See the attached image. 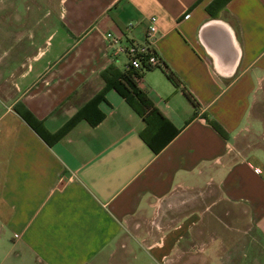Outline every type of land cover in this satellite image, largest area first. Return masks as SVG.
Returning <instances> with one entry per match:
<instances>
[{
    "label": "crops",
    "instance_id": "obj_1",
    "mask_svg": "<svg viewBox=\"0 0 264 264\" xmlns=\"http://www.w3.org/2000/svg\"><path fill=\"white\" fill-rule=\"evenodd\" d=\"M8 1L0 50L18 38L4 54H27L24 32L32 47L28 60H0V264H245L232 223H252L264 242V0H230L218 17L213 0H45L44 15L35 0L25 17ZM153 15L165 66L138 85L178 129L159 153L115 89L99 124L82 120L52 145L15 110L57 132L102 91L106 69L126 70L106 33L142 43ZM180 192L189 215H158Z\"/></svg>",
    "mask_w": 264,
    "mask_h": 264
},
{
    "label": "trees",
    "instance_id": "obj_2",
    "mask_svg": "<svg viewBox=\"0 0 264 264\" xmlns=\"http://www.w3.org/2000/svg\"><path fill=\"white\" fill-rule=\"evenodd\" d=\"M201 1L202 0H198L193 7ZM228 2H230V0H213L208 5L207 10L211 16L218 17ZM167 76L176 87L183 86L182 80L173 70L168 68ZM103 77L106 84L102 91L86 103L77 114L57 132L52 133L49 131L42 121L38 120L21 104L16 106L15 110L49 145H52L66 136L82 120L89 121L93 126L99 124L105 118V113L100 109L99 105L102 101H106V93L110 89H115L143 118L146 123V128L143 132L144 138L150 148L155 153H159L173 139L176 133H178V129H176L155 106L148 95L139 87V73L132 68L120 71L115 67H109L103 72ZM183 92L194 106L197 107L199 105L194 95L185 86H183ZM205 116L218 132L224 137H228V132L218 121L207 115Z\"/></svg>",
    "mask_w": 264,
    "mask_h": 264
},
{
    "label": "rangeland",
    "instance_id": "obj_3",
    "mask_svg": "<svg viewBox=\"0 0 264 264\" xmlns=\"http://www.w3.org/2000/svg\"><path fill=\"white\" fill-rule=\"evenodd\" d=\"M2 1L5 0H0V5ZM34 1L35 0H9L8 4H11L8 8V12L13 11V4L17 5V10L19 13L23 14L24 17L26 14L30 12V6H32V10L35 9L34 6ZM43 5H42V11L39 12L40 15H44L46 11L50 9L48 4L45 2V0H42ZM6 3V2H5ZM7 12V13H8ZM18 38H10L7 40V42L3 43V46L1 47L0 50V60H4L6 56V62H10L11 60L14 59V56H17V58H20L22 61L28 60L30 56V41L31 39L25 34L23 38L20 40V42H17L18 46H21L23 48V51H26L27 54H17L15 55L14 53H8L4 54V52L8 49H10L11 45H14ZM11 52V51H10ZM3 58V59H2ZM124 58V57H123ZM160 68V67H158ZM11 84V83H8ZM190 196L186 192H180L178 193L174 198L167 199L164 202H161L158 206L160 207V210L158 211V215L161 216L162 213L166 212L169 214H177V218L183 216L182 218H186L189 215L190 209L193 208L191 206L190 202ZM234 227H240L242 228L241 231H236L232 230L231 231V236L230 239L232 240L231 243L235 242L238 238L241 240L242 245L241 247L243 251H241V256H245L247 258V262L245 264H259V260L264 252V242L261 238V236L258 234L256 228L252 225L250 222H246V224L242 223H232ZM231 224V226H232ZM217 240H220L219 237H216ZM6 245L1 244L0 245V257L5 253L6 251ZM226 247V245H225ZM223 248V247H222ZM232 248V247H231ZM140 252L139 246L136 247V253Z\"/></svg>",
    "mask_w": 264,
    "mask_h": 264
},
{
    "label": "built area",
    "instance_id": "obj_4",
    "mask_svg": "<svg viewBox=\"0 0 264 264\" xmlns=\"http://www.w3.org/2000/svg\"><path fill=\"white\" fill-rule=\"evenodd\" d=\"M130 26H133L131 23ZM158 18L153 15L149 17V26L147 28L146 40L142 43L139 42H124L121 36L113 32L106 33L108 43V52L115 56H127V63L125 68L135 69L139 73V78L144 71L164 67V61L158 55L154 48V41L158 34Z\"/></svg>",
    "mask_w": 264,
    "mask_h": 264
}]
</instances>
